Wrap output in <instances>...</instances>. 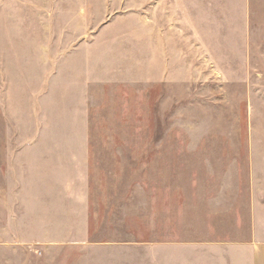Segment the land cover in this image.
I'll use <instances>...</instances> for the list:
<instances>
[{"label":"rangeland","instance_id":"374dc122","mask_svg":"<svg viewBox=\"0 0 264 264\" xmlns=\"http://www.w3.org/2000/svg\"><path fill=\"white\" fill-rule=\"evenodd\" d=\"M194 7L0 0L9 144L80 154L75 179L89 172L99 182L91 223L102 234L92 241H134L137 229L146 242L147 181L160 150L240 149L247 132L264 134V0L251 11ZM209 133L218 139H202Z\"/></svg>","mask_w":264,"mask_h":264},{"label":"crops","instance_id":"0c3cea01","mask_svg":"<svg viewBox=\"0 0 264 264\" xmlns=\"http://www.w3.org/2000/svg\"><path fill=\"white\" fill-rule=\"evenodd\" d=\"M155 2L162 10H252V0ZM244 135L240 149L208 142L160 150L147 181L146 242L134 229V241L100 243L91 239L102 234L91 223L99 182L89 172L75 179L80 154L11 147L1 117L0 264H264V134Z\"/></svg>","mask_w":264,"mask_h":264}]
</instances>
